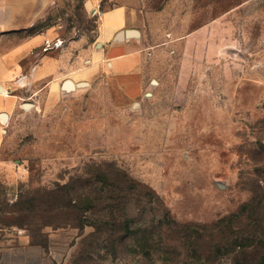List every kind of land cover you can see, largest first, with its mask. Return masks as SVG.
Here are the masks:
<instances>
[{
	"label": "rangeland",
	"instance_id": "rangeland-1",
	"mask_svg": "<svg viewBox=\"0 0 264 264\" xmlns=\"http://www.w3.org/2000/svg\"><path fill=\"white\" fill-rule=\"evenodd\" d=\"M97 1L113 4L48 0L7 39V63L94 55ZM173 1L158 3L172 12ZM195 3L200 31L150 41L136 96L107 71L71 76L87 84L75 91L18 90L4 122L12 176L0 182V229L25 233L46 264H264V0Z\"/></svg>",
	"mask_w": 264,
	"mask_h": 264
},
{
	"label": "crops",
	"instance_id": "crops-1",
	"mask_svg": "<svg viewBox=\"0 0 264 264\" xmlns=\"http://www.w3.org/2000/svg\"><path fill=\"white\" fill-rule=\"evenodd\" d=\"M158 1L161 2L110 0L113 4L107 9L99 10L97 16L98 38L104 43L94 55H91V49L83 48L67 63L64 52H57L55 57L37 53L25 67L20 62L7 63L6 57L11 54L10 51H4L7 39L11 36L13 40L20 31L29 29L42 14L48 0H0V114L5 113L6 121L10 120L11 112L18 107L19 100L22 99L18 90L24 86L41 82L40 88L30 94V98H34L48 86L64 91L62 85L66 80L76 85L71 76L78 79L93 78L105 71L116 79L124 93L130 96L140 94L145 86L148 56L153 53L148 52L155 50L157 46L150 41L168 37L171 41L187 42L197 30L200 31L195 30L193 26L195 0H174L175 10L172 12L168 6H161ZM97 5L100 9L99 1L92 9ZM168 16L171 19H168ZM126 31H135L138 36H125L117 41V35ZM162 45L166 46L162 48V51L166 52L169 43L162 42ZM86 54L89 59L83 64ZM8 87L11 90H8ZM3 141L4 121L0 117V182L5 171L12 176V169L7 167V163L2 159ZM44 254L43 248L32 243L28 236L17 228L11 227L5 231L0 229V264H46Z\"/></svg>",
	"mask_w": 264,
	"mask_h": 264
},
{
	"label": "water",
	"instance_id": "water-1",
	"mask_svg": "<svg viewBox=\"0 0 264 264\" xmlns=\"http://www.w3.org/2000/svg\"><path fill=\"white\" fill-rule=\"evenodd\" d=\"M125 36H126V37H137L138 34H137V32H135V31H126L124 34L119 33V34L117 35V37H116V40H117V41L122 40L123 37H125ZM230 53H232L233 55L242 56V54H240V53H239L238 51H236V50H230ZM86 86H87L86 83H78V84H76V85L73 86V84H72L69 80H66V81H64V83H63V85H62V88H63L64 91L70 92V91H74V89H76V88H82V87H86ZM24 107L27 108L28 105L25 104ZM6 116H7V115H6L5 113H1V114H0V117H1L4 121L7 120Z\"/></svg>",
	"mask_w": 264,
	"mask_h": 264
},
{
	"label": "built area",
	"instance_id": "built-area-1",
	"mask_svg": "<svg viewBox=\"0 0 264 264\" xmlns=\"http://www.w3.org/2000/svg\"><path fill=\"white\" fill-rule=\"evenodd\" d=\"M99 6L97 5V7L95 9H92V14L95 15V16H98L99 15Z\"/></svg>",
	"mask_w": 264,
	"mask_h": 264
},
{
	"label": "bare ground",
	"instance_id": "bare-ground-1",
	"mask_svg": "<svg viewBox=\"0 0 264 264\" xmlns=\"http://www.w3.org/2000/svg\"><path fill=\"white\" fill-rule=\"evenodd\" d=\"M72 83V82H71ZM73 84V83H72ZM73 86H74V84H73ZM6 118H7V116H6ZM4 121V120H3ZM4 122H6V121H4Z\"/></svg>",
	"mask_w": 264,
	"mask_h": 264
}]
</instances>
